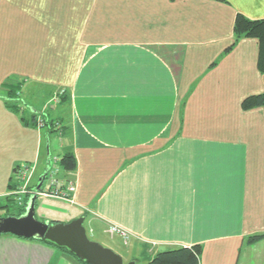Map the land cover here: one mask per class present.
I'll return each instance as SVG.
<instances>
[{"label": "crops", "instance_id": "1", "mask_svg": "<svg viewBox=\"0 0 264 264\" xmlns=\"http://www.w3.org/2000/svg\"><path fill=\"white\" fill-rule=\"evenodd\" d=\"M238 15L264 20V0H0V206L21 167L30 188L57 159L73 220L126 264L179 247L240 264L264 235V109L242 108L264 73L257 41L235 40ZM0 264L80 263L3 234Z\"/></svg>", "mask_w": 264, "mask_h": 264}, {"label": "water", "instance_id": "2", "mask_svg": "<svg viewBox=\"0 0 264 264\" xmlns=\"http://www.w3.org/2000/svg\"><path fill=\"white\" fill-rule=\"evenodd\" d=\"M49 169L48 166L38 178L33 195L28 199L21 216L0 217V235L10 234L18 238L48 242L58 249H65L85 264H124L122 258L113 251L87 238L83 225L84 217L65 224H48L37 220V193L40 192Z\"/></svg>", "mask_w": 264, "mask_h": 264}, {"label": "trees", "instance_id": "3", "mask_svg": "<svg viewBox=\"0 0 264 264\" xmlns=\"http://www.w3.org/2000/svg\"><path fill=\"white\" fill-rule=\"evenodd\" d=\"M234 37L235 40H239L242 38H250L255 39L258 43L259 48V56H258V70L260 73H264V20L259 21H251L241 15H238L235 19L234 23ZM5 88V87H4ZM7 88V87H6ZM7 95L9 96V100L16 101L17 92L14 88H7L6 89ZM62 102L65 100V97H62ZM16 103V102H15ZM14 105V104H13ZM16 105V104H15ZM14 105V106H15ZM242 108L247 110L250 108H263L264 109V94L256 95L253 97H249L245 99L242 103ZM44 117V118H42ZM34 122V121H33ZM41 127L48 128L49 132H53V125L52 121H48L45 116H41L40 121ZM59 166L65 171H71L74 169V161L72 156L65 155L61 158L59 162ZM35 186L30 187L29 191L34 190ZM30 196H25V203L22 204L18 208L17 213H10V208L15 206L14 200L11 197H8L5 200L3 206H0V211H5L4 215L0 214V217H8V216H21L24 213L25 206L27 204L28 199ZM37 208V202H36ZM56 222H51L50 224H54ZM264 239V235H256L251 236L247 239L248 245L256 244ZM43 242V241H41ZM50 246H54L48 242H43ZM55 247V246H54ZM61 251L67 253L71 256L65 249H60ZM200 249L199 247H192V248H174L165 252H161L148 262V264H199L198 257H199ZM80 264H85L75 257L71 256Z\"/></svg>", "mask_w": 264, "mask_h": 264}, {"label": "rangeland", "instance_id": "4", "mask_svg": "<svg viewBox=\"0 0 264 264\" xmlns=\"http://www.w3.org/2000/svg\"><path fill=\"white\" fill-rule=\"evenodd\" d=\"M56 134L55 133L52 134L53 138H55ZM29 189L30 188H28V191ZM29 192L30 193L28 194H22V197H21L22 204L25 203V196L33 195V191H29ZM41 199L43 201L40 204H38V207L35 210V215L38 221L43 222V223H48V224H50L51 222L65 224V223H69L73 221L72 209L68 205L64 204V203L70 204V202H66V201L56 199V198H51V197L44 198L43 196L41 197ZM13 200H14L15 206L10 208V213L15 214L17 213L18 208L20 206L17 202V196H14ZM0 214L4 215L5 211H0ZM84 226L86 229L87 238L90 241L98 243L104 248L110 249L115 254L120 256L122 260L124 259L123 263L126 264L125 263L126 257L125 255H123L125 252L124 251L125 247H123L122 244L119 245V242L118 243L114 242L115 240L111 241L108 236L98 237V235H95L89 231V228L86 224H84ZM260 242L261 243L258 242L253 245H248V242L246 240V243H245L246 247L244 249V252L242 253V261L240 264H264V239Z\"/></svg>", "mask_w": 264, "mask_h": 264}, {"label": "built area", "instance_id": "5", "mask_svg": "<svg viewBox=\"0 0 264 264\" xmlns=\"http://www.w3.org/2000/svg\"><path fill=\"white\" fill-rule=\"evenodd\" d=\"M56 101V100H55ZM41 125V122L39 123ZM57 128V126H56ZM58 162L57 159H53L51 165V168L49 169L48 176L46 178V186L37 194L40 197H51L60 199L66 202L73 203V197L76 192V187L73 183H65L60 182L57 175H58V168H56V163ZM28 174V168L27 167H21L18 170V176L17 180L19 181V188L17 190V202L19 206H22L21 197L22 194H28L30 193L28 191V188L25 185L26 179ZM27 192V193H26ZM108 232L112 234H119L123 236V232L119 230L117 227H110Z\"/></svg>", "mask_w": 264, "mask_h": 264}]
</instances>
